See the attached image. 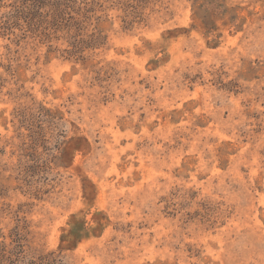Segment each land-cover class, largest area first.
<instances>
[{
	"label": "rangeland",
	"instance_id": "1",
	"mask_svg": "<svg viewBox=\"0 0 264 264\" xmlns=\"http://www.w3.org/2000/svg\"><path fill=\"white\" fill-rule=\"evenodd\" d=\"M0 264H264V0H0Z\"/></svg>",
	"mask_w": 264,
	"mask_h": 264
}]
</instances>
